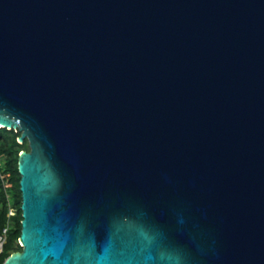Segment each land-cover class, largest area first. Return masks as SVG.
Masks as SVG:
<instances>
[{
    "label": "water",
    "instance_id": "1",
    "mask_svg": "<svg viewBox=\"0 0 264 264\" xmlns=\"http://www.w3.org/2000/svg\"><path fill=\"white\" fill-rule=\"evenodd\" d=\"M2 264H264V0H0Z\"/></svg>",
    "mask_w": 264,
    "mask_h": 264
},
{
    "label": "trees",
    "instance_id": "2",
    "mask_svg": "<svg viewBox=\"0 0 264 264\" xmlns=\"http://www.w3.org/2000/svg\"><path fill=\"white\" fill-rule=\"evenodd\" d=\"M20 132L0 127V231L9 222L7 243L0 264L12 253L21 250L18 239L21 233V191L19 187L18 158L21 151L29 150L28 141H18ZM12 209L15 214L8 216Z\"/></svg>",
    "mask_w": 264,
    "mask_h": 264
},
{
    "label": "built area",
    "instance_id": "3",
    "mask_svg": "<svg viewBox=\"0 0 264 264\" xmlns=\"http://www.w3.org/2000/svg\"><path fill=\"white\" fill-rule=\"evenodd\" d=\"M15 212L10 209L8 211V216H12L14 215ZM10 223L7 222L4 227L2 228V230L0 231V257L2 256L3 252H4V247L7 243V234H8V230L10 229ZM18 244L20 245L19 239H18Z\"/></svg>",
    "mask_w": 264,
    "mask_h": 264
}]
</instances>
